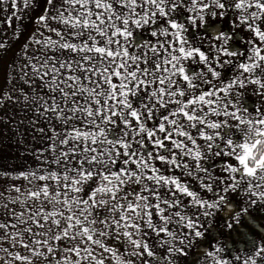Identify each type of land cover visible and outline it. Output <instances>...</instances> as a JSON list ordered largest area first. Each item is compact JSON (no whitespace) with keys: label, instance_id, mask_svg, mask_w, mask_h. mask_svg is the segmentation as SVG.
Returning a JSON list of instances; mask_svg holds the SVG:
<instances>
[{"label":"snow or ice","instance_id":"snow-or-ice-1","mask_svg":"<svg viewBox=\"0 0 264 264\" xmlns=\"http://www.w3.org/2000/svg\"><path fill=\"white\" fill-rule=\"evenodd\" d=\"M7 29L0 264H264V0H0Z\"/></svg>","mask_w":264,"mask_h":264},{"label":"crops","instance_id":"crops-1","mask_svg":"<svg viewBox=\"0 0 264 264\" xmlns=\"http://www.w3.org/2000/svg\"><path fill=\"white\" fill-rule=\"evenodd\" d=\"M13 23L14 25L18 26L16 21H14ZM25 23H27V21H25ZM27 26L28 28L32 27L31 24H28ZM7 33H8L9 39L5 40V43H10L11 46L6 51H0V89H5V90L11 87L9 82L12 81L13 76L15 75L14 67H17L19 65L18 57L22 55L19 42H17L14 38H12L11 29H7ZM21 39L23 38L21 37ZM249 106L251 107V105ZM17 119H19V117H17ZM19 131L25 132V128L21 126ZM18 147L19 145H17L16 143V138L14 137V134L11 131L4 130L3 133H0V153L6 156L17 155ZM226 219L227 217L223 216L222 214L217 215V222L213 225V227L216 229V232L213 233V235L218 234L217 239L227 244H238L239 243L241 244V247H242L243 246L242 242L239 241L237 234L235 233L228 234L222 227V221ZM206 241L207 240H205L204 243H207V242L216 243V240L214 239L209 240L207 242ZM193 252L196 253L197 250L193 249ZM197 255L199 254L197 253Z\"/></svg>","mask_w":264,"mask_h":264},{"label":"rangeland","instance_id":"rangeland-1","mask_svg":"<svg viewBox=\"0 0 264 264\" xmlns=\"http://www.w3.org/2000/svg\"><path fill=\"white\" fill-rule=\"evenodd\" d=\"M236 237H237V236H236ZM209 240H213L212 237H208L207 241H209ZM207 241H206V242H207ZM210 244H213V243H211V242H210V243H209V242L204 243V244L202 245V247H201V252H203V251H205V250H210V248H209V245H210ZM229 245H232V246H234V247H241V244H239V243H238V244H229ZM197 258H198V259H201V260L203 259V257H200L199 255H197L194 259H197Z\"/></svg>","mask_w":264,"mask_h":264}]
</instances>
